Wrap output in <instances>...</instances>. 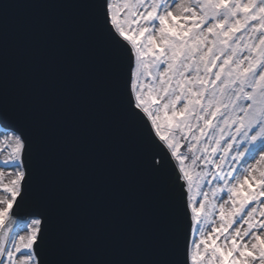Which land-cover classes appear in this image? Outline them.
<instances>
[{"label":"snow or ice","instance_id":"6c2138e0","mask_svg":"<svg viewBox=\"0 0 264 264\" xmlns=\"http://www.w3.org/2000/svg\"><path fill=\"white\" fill-rule=\"evenodd\" d=\"M0 264H264V0H0Z\"/></svg>","mask_w":264,"mask_h":264},{"label":"water","instance_id":"95a60500","mask_svg":"<svg viewBox=\"0 0 264 264\" xmlns=\"http://www.w3.org/2000/svg\"><path fill=\"white\" fill-rule=\"evenodd\" d=\"M18 215H19V218H20L21 220H23V218H24V212H23V210H21V211L18 213Z\"/></svg>","mask_w":264,"mask_h":264}]
</instances>
